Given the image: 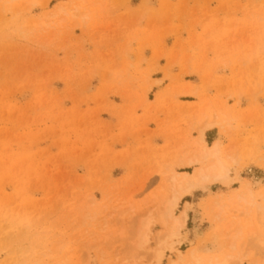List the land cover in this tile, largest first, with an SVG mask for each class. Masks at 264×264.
Wrapping results in <instances>:
<instances>
[{
  "label": "rangeland",
  "instance_id": "obj_1",
  "mask_svg": "<svg viewBox=\"0 0 264 264\" xmlns=\"http://www.w3.org/2000/svg\"><path fill=\"white\" fill-rule=\"evenodd\" d=\"M80 2L0 0V264H156L161 173H193L199 127L237 159L230 189L264 185V0ZM213 186L180 202L161 264H264L256 241L230 247Z\"/></svg>",
  "mask_w": 264,
  "mask_h": 264
},
{
  "label": "bare ground",
  "instance_id": "obj_2",
  "mask_svg": "<svg viewBox=\"0 0 264 264\" xmlns=\"http://www.w3.org/2000/svg\"><path fill=\"white\" fill-rule=\"evenodd\" d=\"M80 1L84 2V0ZM81 2L80 4L85 3ZM91 4L92 3H89V5ZM76 8L74 9L75 12L78 9ZM74 11L72 13H74ZM58 13L59 12H57V14ZM76 13L73 15H76ZM201 112L200 114L202 115ZM217 117L218 116L216 115L215 118ZM204 119L206 120V117ZM205 123H203V125ZM225 126L226 128H228L229 124L226 123ZM199 128V138L195 139L193 142L189 141L191 142L189 145L191 147V150H189L186 161L187 167L193 168V173L176 172L173 170H167L165 173H161L165 176L164 179L166 185H164V189L165 191H167L169 197H166L164 200L161 199L160 202L162 201V203H160V207L157 206V224H160L163 227V231L160 232L157 237V240L159 241V248L157 249V252L154 256L156 264H161L164 258L165 252L162 249L163 246L165 247L166 245H168L170 251L175 250V241L179 239V237L181 236V232L185 227L187 219L186 211H181L180 214L177 215L175 211L178 205L193 189L197 187H204L206 185L218 186L220 187V189H229L228 192H224L222 190L217 193H213L214 195L212 196L208 208L209 212L213 215V220L216 223H223L224 221H226L227 216H229L230 219H227L229 221H227V223L224 222L225 224L223 223L225 225V230L223 231L230 233V247L233 249L235 241L239 238L251 239L253 241H256L259 246L264 247V187L258 186L257 184L254 185V183L250 182L249 180L237 178L240 182L239 187L230 189V187L232 186V180H234V178L230 176V167L236 166L238 164L237 159L231 156L232 154L228 151L226 152V157H224V155L222 154L223 147L221 146L219 141H215L211 146H208L203 139L204 129H201V127ZM227 131L229 130L227 129ZM226 160H229V162H226ZM164 189L163 187L161 188L162 191ZM185 206H187V204H185ZM151 222V218L149 217L143 221H139L138 245L146 242V236L148 234L147 231L149 228L148 226ZM161 236H163L164 240H162L163 238H161ZM227 240L229 239L227 238ZM167 241H170L171 244H168ZM58 249L60 248L56 247L53 250L57 251ZM229 259L230 257H228L227 255L225 257L221 254L213 257H201L191 250L187 256H184L179 252L176 260H171V262L169 263L228 264ZM82 262H77L76 264H82ZM122 263L123 262H121V264ZM32 264L40 263L38 260L34 259L32 261ZM44 264H68V262L67 259L64 260L63 256L57 255L49 259V261Z\"/></svg>",
  "mask_w": 264,
  "mask_h": 264
},
{
  "label": "crops",
  "instance_id": "obj_3",
  "mask_svg": "<svg viewBox=\"0 0 264 264\" xmlns=\"http://www.w3.org/2000/svg\"><path fill=\"white\" fill-rule=\"evenodd\" d=\"M214 142H215V141H214ZM214 142H213V143H214ZM213 143H212V144H213ZM212 144H211V145H212ZM211 145H210V146H211ZM262 186L264 187V185H262ZM262 186H261V187H262Z\"/></svg>",
  "mask_w": 264,
  "mask_h": 264
}]
</instances>
